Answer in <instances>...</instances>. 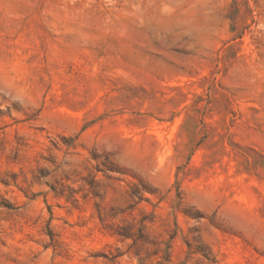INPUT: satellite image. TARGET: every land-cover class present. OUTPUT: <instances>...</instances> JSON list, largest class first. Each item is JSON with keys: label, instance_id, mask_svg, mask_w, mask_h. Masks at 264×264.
<instances>
[{"label": "rangeland", "instance_id": "obj_1", "mask_svg": "<svg viewBox=\"0 0 264 264\" xmlns=\"http://www.w3.org/2000/svg\"><path fill=\"white\" fill-rule=\"evenodd\" d=\"M0 264H264V0H0Z\"/></svg>", "mask_w": 264, "mask_h": 264}]
</instances>
